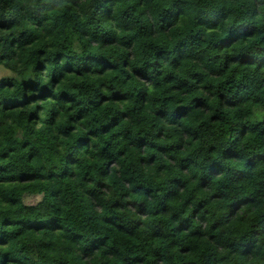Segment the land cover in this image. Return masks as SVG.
Masks as SVG:
<instances>
[{"label": "trees", "instance_id": "1", "mask_svg": "<svg viewBox=\"0 0 264 264\" xmlns=\"http://www.w3.org/2000/svg\"><path fill=\"white\" fill-rule=\"evenodd\" d=\"M0 67V264H264V0H0Z\"/></svg>", "mask_w": 264, "mask_h": 264}, {"label": "rangeland", "instance_id": "2", "mask_svg": "<svg viewBox=\"0 0 264 264\" xmlns=\"http://www.w3.org/2000/svg\"><path fill=\"white\" fill-rule=\"evenodd\" d=\"M9 73L3 68V67H0V78H5V77H7L6 75H8ZM35 202V200L32 198V199H30L29 200V204H31V203H34Z\"/></svg>", "mask_w": 264, "mask_h": 264}]
</instances>
